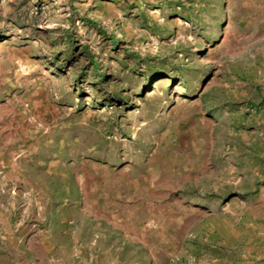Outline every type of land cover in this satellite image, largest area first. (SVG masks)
<instances>
[{"label": "rangeland", "instance_id": "rangeland-1", "mask_svg": "<svg viewBox=\"0 0 264 264\" xmlns=\"http://www.w3.org/2000/svg\"><path fill=\"white\" fill-rule=\"evenodd\" d=\"M0 264H264V0H0Z\"/></svg>", "mask_w": 264, "mask_h": 264}]
</instances>
